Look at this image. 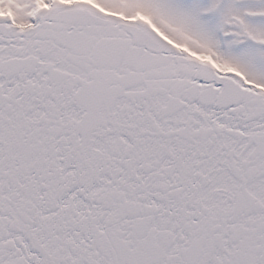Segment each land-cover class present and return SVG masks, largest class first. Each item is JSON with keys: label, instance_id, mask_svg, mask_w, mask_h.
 Listing matches in <instances>:
<instances>
[{"label": "snow or ice", "instance_id": "6c2138e0", "mask_svg": "<svg viewBox=\"0 0 264 264\" xmlns=\"http://www.w3.org/2000/svg\"><path fill=\"white\" fill-rule=\"evenodd\" d=\"M0 264H264V0H0Z\"/></svg>", "mask_w": 264, "mask_h": 264}]
</instances>
